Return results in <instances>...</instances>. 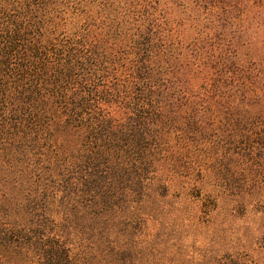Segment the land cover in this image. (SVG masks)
I'll use <instances>...</instances> for the list:
<instances>
[{
    "label": "trees",
    "instance_id": "obj_1",
    "mask_svg": "<svg viewBox=\"0 0 264 264\" xmlns=\"http://www.w3.org/2000/svg\"><path fill=\"white\" fill-rule=\"evenodd\" d=\"M0 264H264V0H0Z\"/></svg>",
    "mask_w": 264,
    "mask_h": 264
}]
</instances>
